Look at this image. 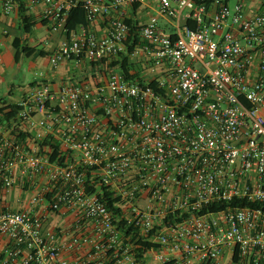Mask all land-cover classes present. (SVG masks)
Listing matches in <instances>:
<instances>
[{
    "label": "built area",
    "instance_id": "built-area-1",
    "mask_svg": "<svg viewBox=\"0 0 264 264\" xmlns=\"http://www.w3.org/2000/svg\"><path fill=\"white\" fill-rule=\"evenodd\" d=\"M23 1L43 2L64 31L82 3L88 24L49 59L90 72L59 88L41 80L7 117L10 135L0 124V191L17 169L49 180L26 209L0 210V264H264V12L154 0L155 15L129 24L126 6L145 0ZM99 16L103 35L90 28ZM42 202L70 217L68 231L33 212ZM213 203L228 206L203 210ZM139 238L154 243L142 261Z\"/></svg>",
    "mask_w": 264,
    "mask_h": 264
},
{
    "label": "crops",
    "instance_id": "crops-1",
    "mask_svg": "<svg viewBox=\"0 0 264 264\" xmlns=\"http://www.w3.org/2000/svg\"><path fill=\"white\" fill-rule=\"evenodd\" d=\"M3 1L4 0H0V27L7 29V32L0 33V124L5 134L10 135L16 127V124L14 125V123L8 120L7 113H9L10 109H3L4 106L19 104L32 90V87L41 80L50 83L53 88H59L67 78L64 76V73L58 71L60 66V68H67L69 65L77 66L80 71L76 72L74 75L76 77H87L90 68L70 60L62 61L54 67L49 59L50 66L42 73L43 75H41V78H38L36 75H28L24 72L25 70L23 72L9 70V62L14 60L15 63H19L22 57L26 55L23 53L19 60L16 61V40L19 41L20 48L24 45L36 47L37 51L32 55L50 58V55L67 38V34L62 29H52L49 22L47 24L42 23L41 19L43 18V11L45 9V4L43 2L31 8L27 7L28 13L32 15L37 22L31 32H25L20 21L18 2L11 13L5 14L2 12ZM246 11L248 15H252L259 10L257 4L252 3L250 6H246ZM156 13L157 9L154 0H145L140 3L137 8L134 5L126 6V17L132 18L134 23L146 22ZM168 22L169 21L165 17H160V23L164 27H169ZM80 25H78V27ZM90 28L97 34L103 35L106 31L104 19L99 16ZM39 50H44L47 54L40 55L38 53ZM15 178V183L10 189L0 191V210L8 209L17 211L26 209L29 206L33 193L40 190L41 187L49 181L45 174H40L36 179H30L28 175L22 173V169L16 170ZM33 212L44 218L48 228H60L62 231H68L70 229V217L62 218V216L55 215L48 210L46 203L42 202L36 205ZM9 245V238L0 233V250H3ZM146 260L150 263L153 262L151 256L148 257L146 255Z\"/></svg>",
    "mask_w": 264,
    "mask_h": 264
},
{
    "label": "trees",
    "instance_id": "trees-1",
    "mask_svg": "<svg viewBox=\"0 0 264 264\" xmlns=\"http://www.w3.org/2000/svg\"><path fill=\"white\" fill-rule=\"evenodd\" d=\"M18 1H19V15H20V19H21L20 20L21 25H22L23 29L25 30V32H31L37 21L32 15H30L28 13V8L26 7L24 1L23 0H18ZM139 4L140 3L137 2L134 4V6L137 8L139 6ZM41 21L44 24L48 23V19H46V18H42ZM126 22L129 24H132V23H134V20L132 18H127ZM80 24H84V25L88 24V20H87V16H86V10L83 7L82 3H79L76 6H73L69 10L68 16L66 19V24H65V33L67 35H69V33L72 30H74ZM133 29H135V27H133ZM134 36L136 37V35H134ZM15 48H16V51H15L16 61L19 60L20 56L23 53L29 56V55L34 54L37 51L36 47L29 46V45H24L23 47L20 48L19 41H17V40L15 42ZM38 53L40 55H46L47 54L44 50H39ZM125 70H128V69L125 68ZM19 108H20V106L18 104H9V105H6L3 107V109H10V112L7 113V116L14 115L16 113V111L19 110ZM236 204H238V200H235L234 202H232L229 205H236ZM240 204L243 206H252V207L261 206V204L258 202L251 203V202L242 201ZM226 206H228V205L225 203H213V204H210V205L204 207L203 210L204 211H207V210L208 211H217V210L222 209ZM169 218H171V217H169ZM168 220H170V219H168ZM165 221H167V219H165ZM131 230H133L132 226L129 227L128 232ZM153 246H154L153 242L146 240V239H143V238H139V240L137 241V245L135 246L136 256H137L138 260L142 261L146 251Z\"/></svg>",
    "mask_w": 264,
    "mask_h": 264
},
{
    "label": "rangeland",
    "instance_id": "rangeland-1",
    "mask_svg": "<svg viewBox=\"0 0 264 264\" xmlns=\"http://www.w3.org/2000/svg\"><path fill=\"white\" fill-rule=\"evenodd\" d=\"M237 1L238 0H229V3L230 5H234ZM243 2L246 6H250L252 3H256L258 10L264 12V0H243ZM48 66H50L48 57H40L35 55H24L19 63H15L14 60L8 63L9 70H14L16 72H23L25 70L24 72L26 74L32 76L36 75L38 78H41V75H43L42 73L47 69ZM60 67L58 71L64 73V76L67 77L66 81L74 79L76 77L74 76L76 72L80 71V69H78V67L74 65H69L67 68Z\"/></svg>",
    "mask_w": 264,
    "mask_h": 264
}]
</instances>
